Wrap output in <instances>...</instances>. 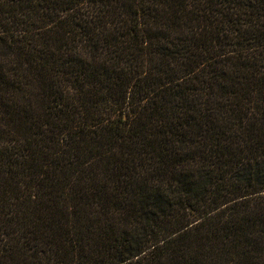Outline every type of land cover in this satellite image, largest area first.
Instances as JSON below:
<instances>
[{"label": "trees", "instance_id": "1", "mask_svg": "<svg viewBox=\"0 0 264 264\" xmlns=\"http://www.w3.org/2000/svg\"><path fill=\"white\" fill-rule=\"evenodd\" d=\"M0 264H264V0H0Z\"/></svg>", "mask_w": 264, "mask_h": 264}]
</instances>
